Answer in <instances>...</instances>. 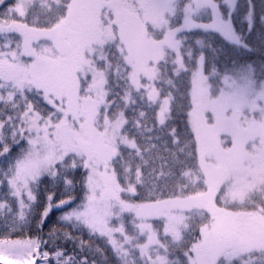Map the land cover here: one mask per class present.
<instances>
[{"label":"snow or ice","instance_id":"snow-or-ice-1","mask_svg":"<svg viewBox=\"0 0 264 264\" xmlns=\"http://www.w3.org/2000/svg\"><path fill=\"white\" fill-rule=\"evenodd\" d=\"M0 264H264V0H0Z\"/></svg>","mask_w":264,"mask_h":264},{"label":"trees","instance_id":"trees-1","mask_svg":"<svg viewBox=\"0 0 264 264\" xmlns=\"http://www.w3.org/2000/svg\"><path fill=\"white\" fill-rule=\"evenodd\" d=\"M241 2H242V0H241Z\"/></svg>","mask_w":264,"mask_h":264}]
</instances>
